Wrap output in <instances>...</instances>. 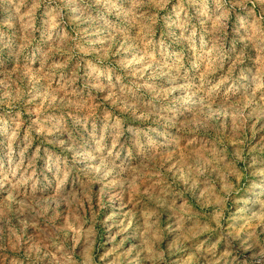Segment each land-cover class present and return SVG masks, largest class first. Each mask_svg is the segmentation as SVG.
Here are the masks:
<instances>
[{
    "label": "rangeland",
    "instance_id": "374dc122",
    "mask_svg": "<svg viewBox=\"0 0 264 264\" xmlns=\"http://www.w3.org/2000/svg\"><path fill=\"white\" fill-rule=\"evenodd\" d=\"M0 264H264V0H0Z\"/></svg>",
    "mask_w": 264,
    "mask_h": 264
}]
</instances>
